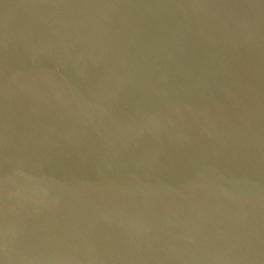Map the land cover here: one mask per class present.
<instances>
[{
    "label": "water",
    "instance_id": "1",
    "mask_svg": "<svg viewBox=\"0 0 264 264\" xmlns=\"http://www.w3.org/2000/svg\"><path fill=\"white\" fill-rule=\"evenodd\" d=\"M0 264H264V0H0Z\"/></svg>",
    "mask_w": 264,
    "mask_h": 264
}]
</instances>
